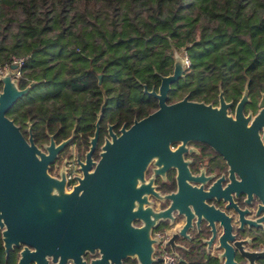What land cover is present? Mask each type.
I'll return each mask as SVG.
<instances>
[{"label": "water", "instance_id": "1", "mask_svg": "<svg viewBox=\"0 0 264 264\" xmlns=\"http://www.w3.org/2000/svg\"><path fill=\"white\" fill-rule=\"evenodd\" d=\"M173 54L171 71L159 76L158 86H142L156 98V107L128 125L121 124L117 132L108 123V136L94 161L98 113L84 158H76L81 173L68 190L65 173L56 177L48 167L71 140L72 131L58 142L48 133V142L41 146L34 142L30 124L28 136L23 135L6 113L30 84L19 87L12 74L15 62L0 74V228L6 252L21 244L17 264H48L47 256L56 264L67 259L86 264L82 255L95 250L98 255L88 264H124L129 256L135 264L158 263L161 257L154 256L153 243L162 237L151 236L150 230L174 215L182 222L172 231L164 230L168 234L164 244L174 247L177 238L194 237L190 230L195 229V235L204 233L198 238L206 250L212 246L217 250L218 264H238V258L255 264V259H264V247L253 248L250 238L238 233L245 226L264 227V92L255 113L243 110L246 89L232 113L227 110L232 102L222 91L216 105L188 94L169 101L171 83L184 69L183 54ZM188 140L204 141L224 156L228 181L221 185L222 176L214 179L211 173L194 174L178 167L175 190L161 193L154 188V176H164L170 154H179ZM175 141L180 143L171 150L169 144ZM152 158L153 173L145 179L144 169ZM149 194L167 199L166 205L153 209ZM239 195H244L246 204L253 196L257 199L253 216L248 206L233 200ZM135 219L140 224H134Z\"/></svg>", "mask_w": 264, "mask_h": 264}, {"label": "trees", "instance_id": "2", "mask_svg": "<svg viewBox=\"0 0 264 264\" xmlns=\"http://www.w3.org/2000/svg\"><path fill=\"white\" fill-rule=\"evenodd\" d=\"M174 51L189 64L169 101L187 93L215 104L222 91L235 103L246 89L254 110L264 91V0H0V68L21 58L17 83L30 84L6 114L25 136L30 124L39 146L48 133L58 142L72 131L68 144L83 150L99 112L100 138L107 122L143 117L156 98L142 86H158ZM202 245L187 242L176 264H218ZM16 257L0 237V264Z\"/></svg>", "mask_w": 264, "mask_h": 264}, {"label": "flooded vegetation", "instance_id": "3", "mask_svg": "<svg viewBox=\"0 0 264 264\" xmlns=\"http://www.w3.org/2000/svg\"><path fill=\"white\" fill-rule=\"evenodd\" d=\"M262 92H264V91H262ZM219 93H218V95H219ZM261 93L259 95L258 100L255 103V109L254 110H251L250 108L245 109V104L246 103L244 104L243 110H244L245 113H247L249 111H251L252 113H255L257 111V109H258L257 105H258V101H259V99L261 97ZM185 94H187V93H185ZM217 98H218V96H217ZM217 103H218V99H217V102L215 104H213V105H216ZM234 104L235 103L232 102V105L230 107H228V109H227L231 113L233 112ZM99 121H100V119H99ZM108 123H111V122H107L106 126H107ZM125 125H127V124H125ZM106 126H105V131H104L105 134L103 135L102 138H100L99 126H98V139H97V142H96L95 147L92 150V154H91L92 159L94 161L98 160L100 146L103 143V141L106 138V136H108V133L106 131ZM94 128H95V123H94ZM118 128H119V126L115 128L114 124H113L112 129L114 131L117 132ZM91 135H93V131H92ZM91 135H89V138H90ZM89 138H88L87 145H86V147L83 150L78 149L76 147L75 143H71L70 150L68 151L69 154L66 157H64L63 159L60 160L59 159V155L66 148V146L64 148H62L58 152L59 154L54 159V161L49 164L48 172L51 173L52 175L56 176V177H60L62 175V173L66 174V171L71 170V171L74 172V175H73V178L71 179V181H73V183H75L76 182L75 176L78 175L77 172H79V174L81 173L79 171V169H78V164H77L76 158H77V156H79L81 159L84 158V155H85L84 152L87 150V148L89 146ZM179 143H180L179 141L171 142L169 144V148L171 150H174V149H176V147H177V145ZM184 146H185L184 150L180 151L179 154L178 153L170 154L169 158H170L171 162L165 168L164 176H161L160 174H157V175L154 176L153 184H154V188L155 189L159 190L161 193H165V192H168V191L175 190V187H176V174H177V171H178L177 168L178 167L181 168V167H184V166L186 167V169H188L191 173H194V174H198L199 172L204 171L205 174H209V173L213 174L214 175V177H213L214 179L217 178V177H221L222 176L223 179L220 181L221 185H223L224 182L228 181V179H229V177H228V175H229L228 163H227L226 159L224 158V156L221 155L217 150L213 149L206 142H204V141L201 142V141H198V140H188V141H186L184 143ZM153 160H154V158L150 159L148 161V163L146 164V167L144 169L145 170V172H144L145 179L147 177H149L153 173V168H154ZM75 171H77V172H75ZM66 182L67 181H65L64 185H66ZM243 197H244V195L235 196V197H233V200L240 207H243L244 205L248 206L251 209L250 215L253 216L254 215V211L256 209L255 205L257 203V199L253 196L251 198L250 203L246 204L243 201ZM148 198L151 200L150 205H151V207L153 209L162 208L167 203V199L166 200H160V199H158L157 197H155L152 194H149ZM216 204H218V203H216ZM179 220H181L180 216L174 215V218L171 221H166L164 223H159V224H162V227H161L162 229H157L156 225L152 226L151 230H150V235L151 236H155V237L158 238L159 235H157V232L164 233L165 232L164 230H167V228H168V231H172L173 229H176V223ZM133 223L134 224H140V221L138 219H135L133 221ZM200 227H201V229L204 232L205 230H204V227H203L202 224H200ZM194 233H195V229H191L190 230V234L192 236L194 235V237H191V238L179 237V238L176 239V242L178 243L177 245H175L174 247H171L167 243V244L164 245V247L166 249L176 251L179 254V256H180L181 249L182 248H186L187 242L194 241L195 239L198 238V236L204 234V233H200L199 235L198 234L195 235ZM238 233L241 236L247 235L250 238L249 245H251L253 248L261 249V248L264 247V227H261V226L260 227H256V226H251V227L249 226L248 227V226H245L244 231H238ZM1 234H2V232H1V228H0V237H1V241H2ZM159 243H160V241L153 243L154 256H158V251L160 249ZM2 246H3V244H2ZM202 246L205 248L204 244ZM20 247H21V244L19 246H14L13 245L12 247H10L7 250V252L4 250V247H3V250L5 251V256H7V254L9 253L10 250L15 249L17 251V257H16V261H17L18 254H19L18 250L20 249ZM96 255H98V251L97 250L90 251V252L87 251V252H85L82 255V257L85 259L86 264H88L90 258L94 257ZM129 257H131V256H129ZM129 257L124 258L122 260V262L124 264H133V263H128L126 261V259L129 258ZM47 260H48L47 261L48 264H56L55 261L51 260L50 256H47ZM254 261H255V264H261V263L264 264V259H262V258H257ZM16 264H17V262H16ZM31 264H33V263H31ZM63 264H72V259H67L65 261V263H63Z\"/></svg>", "mask_w": 264, "mask_h": 264}, {"label": "built area", "instance_id": "4", "mask_svg": "<svg viewBox=\"0 0 264 264\" xmlns=\"http://www.w3.org/2000/svg\"><path fill=\"white\" fill-rule=\"evenodd\" d=\"M181 53L183 54V66L185 67L189 64V58H188V55L184 51H182ZM20 61H21V58H14L12 60V62L16 63V67L13 69V73H12L13 77H15L16 80H17L16 76L18 74V63ZM9 64L0 68V73L6 72L9 69ZM75 172H77V171H75ZM77 174H79V172H77ZM73 175H74L73 171H71V170L66 171L65 180L67 182L65 185V189H67V190L73 184V181H71V179L73 178ZM164 234L165 233L157 232V235H159V237H162V239L160 240V243H159L160 249L158 251V255L161 257V260L158 263L159 264H176V261L179 259L180 256L176 251L169 250V249H166L164 247V245H165L164 239L167 238V235H168V234H165V235Z\"/></svg>", "mask_w": 264, "mask_h": 264}, {"label": "rangeland", "instance_id": "5", "mask_svg": "<svg viewBox=\"0 0 264 264\" xmlns=\"http://www.w3.org/2000/svg\"><path fill=\"white\" fill-rule=\"evenodd\" d=\"M0 74H2V73H0ZM69 145V144H68ZM67 145V146H68ZM71 145V144H70ZM70 145L68 146V147H66L62 152H61V154L59 155V159L61 160V159H63L64 157H66L68 154H69V150H70ZM58 159V160H59Z\"/></svg>", "mask_w": 264, "mask_h": 264}, {"label": "crops", "instance_id": "6", "mask_svg": "<svg viewBox=\"0 0 264 264\" xmlns=\"http://www.w3.org/2000/svg\"><path fill=\"white\" fill-rule=\"evenodd\" d=\"M181 222H182V221L179 220V221L176 223V227H177L178 225H180ZM167 231H168V228H167ZM208 252H209L210 254H214V255H215V254L217 253V250L215 249L214 246H212V247L208 248Z\"/></svg>", "mask_w": 264, "mask_h": 264}]
</instances>
